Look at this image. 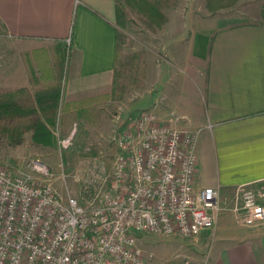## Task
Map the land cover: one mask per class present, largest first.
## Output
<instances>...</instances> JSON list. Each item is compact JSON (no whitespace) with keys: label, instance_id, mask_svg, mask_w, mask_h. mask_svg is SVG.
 Wrapping results in <instances>:
<instances>
[{"label":"crops","instance_id":"1","mask_svg":"<svg viewBox=\"0 0 264 264\" xmlns=\"http://www.w3.org/2000/svg\"><path fill=\"white\" fill-rule=\"evenodd\" d=\"M119 1L0 0L2 41L12 52L0 67V90L30 88L21 54L65 42L73 49L62 112L108 94ZM166 17L156 32L165 38L158 65L147 70L156 88L140 105L160 124L196 134L195 185L216 189L221 211L212 229L183 240L190 249L173 248L159 264H264V224L244 226L233 212L238 188L264 179V0H198Z\"/></svg>","mask_w":264,"mask_h":264},{"label":"built area","instance_id":"2","mask_svg":"<svg viewBox=\"0 0 264 264\" xmlns=\"http://www.w3.org/2000/svg\"><path fill=\"white\" fill-rule=\"evenodd\" d=\"M195 141L145 109L115 137L112 177L98 155L79 197L65 199L43 180L46 164H0V264H146L142 235L191 240L212 229L221 204L216 189L195 185ZM233 212L244 226L264 224V179L238 188Z\"/></svg>","mask_w":264,"mask_h":264},{"label":"rangeland","instance_id":"3","mask_svg":"<svg viewBox=\"0 0 264 264\" xmlns=\"http://www.w3.org/2000/svg\"><path fill=\"white\" fill-rule=\"evenodd\" d=\"M175 2L174 7L161 10L165 21L168 12L171 13L174 8L188 11L190 7H197L198 4V0ZM152 23V20L137 16L129 7L121 9V19L117 21L121 38V68L118 70H121V83L127 88L119 100L101 102L88 110H81L80 113H66L61 109L49 144L35 143L31 132L25 133L17 145H12L7 138H0V164L15 172L25 169L29 161L36 160L46 164L51 175L43 180L63 199L68 196L79 197L81 179L90 167L92 159L98 155L101 157L106 176L110 179L119 152L115 142L116 135L131 129L138 114L144 110L140 105L144 92L156 88V78L148 77L147 70L151 65H158L156 59L161 55L158 48L165 38L156 33L162 23L159 27ZM2 39L3 29L0 26V67L12 56L10 43L3 42ZM134 55H137V60H142L145 66L142 74L135 71L132 62ZM20 56L23 60V54ZM66 71L67 66L63 71L64 77ZM154 73L155 71L152 72ZM138 83L142 85L138 86ZM68 139L69 142L64 148V140ZM137 245L145 253L146 264H159L161 259L172 257L173 248L190 249L186 241L162 235H142L138 238Z\"/></svg>","mask_w":264,"mask_h":264},{"label":"trees","instance_id":"4","mask_svg":"<svg viewBox=\"0 0 264 264\" xmlns=\"http://www.w3.org/2000/svg\"><path fill=\"white\" fill-rule=\"evenodd\" d=\"M175 4V0H120L116 3V18L117 21L121 19L122 7H129L137 16L152 20V25L159 27L165 22L161 10L174 7ZM120 40L118 32L117 56L110 92L82 100L76 105L79 107V110H75L76 113L88 110L101 102L119 100L125 93L127 87L121 83V70H118L121 68ZM72 49L70 43L59 42L48 50L41 49L23 54L30 88L0 90V138H7L12 145H17L25 133L31 132L35 143L51 142L52 129L59 121L58 114L62 107L65 79L63 71L68 67ZM134 58L132 62L135 71L144 73L142 60H137V55H134ZM141 85L142 83H138V86ZM71 107L64 104L65 110L70 111Z\"/></svg>","mask_w":264,"mask_h":264}]
</instances>
